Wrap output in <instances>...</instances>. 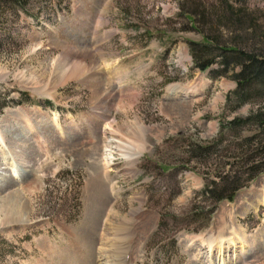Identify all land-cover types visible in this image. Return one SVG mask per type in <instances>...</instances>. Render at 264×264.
<instances>
[{
	"label": "rangeland",
	"instance_id": "1",
	"mask_svg": "<svg viewBox=\"0 0 264 264\" xmlns=\"http://www.w3.org/2000/svg\"><path fill=\"white\" fill-rule=\"evenodd\" d=\"M229 2L0 4V91L32 98L0 113V205L16 193L25 209L0 210V264H264V172L215 207L202 192L252 132L221 124L264 105V88L238 104L219 63L193 62L204 31L264 55V0ZM216 137L218 154L196 158Z\"/></svg>",
	"mask_w": 264,
	"mask_h": 264
},
{
	"label": "trees",
	"instance_id": "2",
	"mask_svg": "<svg viewBox=\"0 0 264 264\" xmlns=\"http://www.w3.org/2000/svg\"><path fill=\"white\" fill-rule=\"evenodd\" d=\"M219 1L227 10H234L229 0ZM6 2L14 4L15 8L23 7V0H0L2 5ZM220 18L219 23H224L223 18ZM204 33V42H188L195 67L206 71L219 63L220 68L214 70L213 76H230L237 83L233 92L237 103L250 101L252 95L258 94L264 88V55L256 49L241 47L236 42L231 45L223 44L222 40L213 34H207L205 31ZM20 93L21 97L15 99L9 96V92L2 94L0 91V113L8 106L19 105L32 99L28 91ZM45 104L52 106L50 100H45ZM221 127L223 132L230 128L251 127L252 132L240 136L239 146H235L238 156L234 160L222 161L223 164L215 168L211 178L206 180L202 192L214 201V207L221 201L233 200L239 190L264 172V105H259L247 116L235 117L222 123ZM219 138L221 137L202 144L193 143L191 149L196 158L207 163V158L217 155L218 147L223 141ZM230 147L233 148L234 144ZM206 177H210V174Z\"/></svg>",
	"mask_w": 264,
	"mask_h": 264
},
{
	"label": "bare ground",
	"instance_id": "3",
	"mask_svg": "<svg viewBox=\"0 0 264 264\" xmlns=\"http://www.w3.org/2000/svg\"><path fill=\"white\" fill-rule=\"evenodd\" d=\"M176 89H171L170 90V93L171 94H178V91H175ZM193 91V90H192ZM188 94V93H187ZM1 135V134H0ZM129 145V144H128ZM107 148V147H106ZM106 150V149H105ZM107 150L109 151V149L107 148ZM119 150V155L120 156H122V157H125V158H127V159H132L133 160V158L135 157L136 158V155L138 154V150H136V149H134V148H132V147H120V149H118ZM107 153V152H106ZM108 154V153H107ZM20 155V154H19ZM20 157V156H19ZM16 159V158H15ZM18 159V158H17ZM131 160V161H132ZM135 160V159H134ZM14 164H15V167H16V170H14V174H16V176H18V178H20L19 176L21 175L20 174V165L18 164V162H14ZM10 173H11V175H12V172H11V170H10ZM13 178H15V177H13ZM22 178H20V179H16V181H19V180H21ZM261 202H263L264 203V198L261 200ZM23 203H24V201H23ZM0 210H2L3 211V213L5 214V215H7V217H9L10 219H13V221H23L22 219H24L25 217V209L23 208V205H22V202L20 201V198H19V195L18 194H16V193H13V194H10L9 196H7V198H5L3 201H2V203H1V205H0ZM1 212V211H0ZM7 220V219H6ZM8 221V220H7ZM11 221V220H10ZM224 224L223 225H225L226 223H225V220H224V222H223ZM225 229V228H224ZM233 233V232H232ZM235 235H236V233H235ZM222 236V235H221ZM240 237V236H239ZM109 238V237H108ZM202 239V238H201ZM223 239H226L227 240V242H232V237H230V238H225V237H220V238H218V240H217V238H212V237H209V238H207V240L205 239V243H207L206 245L207 246H209L210 248H212V246H213V243L215 242V241H218L217 243H219L220 245V247L222 248V240ZM107 241V240H106ZM202 241V240H201ZM244 242H245V240H244ZM114 243V242H113ZM202 243H204V242H202ZM103 244V243H102ZM117 245V244H116ZM124 245V244H123ZM107 246V245H106ZM115 248H117V247H115ZM101 249H102V254H107V252H105V251H107V249H106V247H104V246H101ZM115 250V251H114ZM114 250H112V255L114 256V255H117L118 254V251H116V249H114ZM119 253H120V251H119ZM111 254V253H110ZM108 256H109V254H108ZM107 256V257H108ZM110 257V256H109ZM107 259V258H106ZM118 264H122V263H118Z\"/></svg>",
	"mask_w": 264,
	"mask_h": 264
}]
</instances>
